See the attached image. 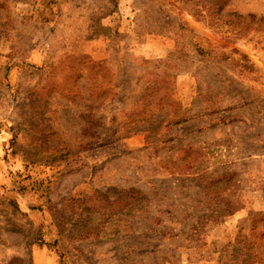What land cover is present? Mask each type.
<instances>
[{
	"label": "rangeland",
	"instance_id": "obj_1",
	"mask_svg": "<svg viewBox=\"0 0 264 264\" xmlns=\"http://www.w3.org/2000/svg\"><path fill=\"white\" fill-rule=\"evenodd\" d=\"M0 264H264V0H0Z\"/></svg>",
	"mask_w": 264,
	"mask_h": 264
}]
</instances>
